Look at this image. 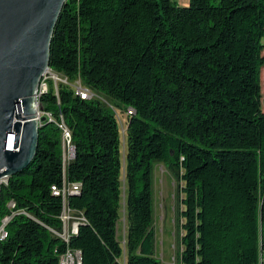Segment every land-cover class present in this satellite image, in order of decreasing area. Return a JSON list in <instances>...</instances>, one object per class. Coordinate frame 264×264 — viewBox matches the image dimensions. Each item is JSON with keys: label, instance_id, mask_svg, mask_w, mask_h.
<instances>
[{"label": "trees", "instance_id": "trees-1", "mask_svg": "<svg viewBox=\"0 0 264 264\" xmlns=\"http://www.w3.org/2000/svg\"><path fill=\"white\" fill-rule=\"evenodd\" d=\"M50 68L133 108L125 177L127 264L155 255L152 172L183 181L182 264H258L264 234V0H66L50 45ZM46 118L34 160L0 184V264H60L68 248L82 264H121L117 236L123 169L118 121L71 85L40 97ZM63 115L75 157L64 170ZM86 221L66 243L64 178ZM260 194L262 203H260ZM15 207L10 208L9 203Z\"/></svg>", "mask_w": 264, "mask_h": 264}, {"label": "water", "instance_id": "water-1", "mask_svg": "<svg viewBox=\"0 0 264 264\" xmlns=\"http://www.w3.org/2000/svg\"><path fill=\"white\" fill-rule=\"evenodd\" d=\"M65 1L0 0V179L7 178L0 184L37 154L42 126L37 94Z\"/></svg>", "mask_w": 264, "mask_h": 264}, {"label": "rangeland", "instance_id": "rangeland-1", "mask_svg": "<svg viewBox=\"0 0 264 264\" xmlns=\"http://www.w3.org/2000/svg\"><path fill=\"white\" fill-rule=\"evenodd\" d=\"M180 5H188L189 1L175 0ZM59 78H49V87L58 90L59 85L63 84V74L53 71ZM60 79V80H59ZM78 79V78H77ZM76 79V80H77ZM76 80L73 83H76ZM262 80V108L264 110V72L261 74ZM82 82V81H81ZM83 84V83H82ZM84 85V84H83ZM101 97L103 104L112 109L118 121L123 169L121 172V187L122 199L120 209V219L117 226V236L123 247V257L120 259L121 264H127L128 249H127V231L128 219L126 211L127 198V181L125 173V153L127 150V125H128V110L122 106H118L110 97L97 92ZM4 178L2 181H6ZM0 179V182H2ZM153 181V227L155 230V255L154 257L160 261V264H182L181 254L184 250L182 244V236L184 234L180 218V211L183 209L182 192L183 181L175 177L162 162H156L152 172Z\"/></svg>", "mask_w": 264, "mask_h": 264}, {"label": "built area", "instance_id": "built-area-1", "mask_svg": "<svg viewBox=\"0 0 264 264\" xmlns=\"http://www.w3.org/2000/svg\"><path fill=\"white\" fill-rule=\"evenodd\" d=\"M51 77L59 78V76L57 74H54L53 70L49 68V70H47L46 77H44L43 81H41L40 88L37 94V97L39 98V107H40V97L42 96V94L47 93L50 90L49 78ZM62 81L64 82V84L71 85L75 93L83 99H96L97 98L99 100H102L101 97L96 92L84 86L80 78L76 80L75 84L72 83L68 79L67 76H64V78H62ZM132 113H135L134 109L128 108V114H132ZM40 117L49 118V117H55V116L51 112L39 110L37 120L40 119ZM56 124L62 130L63 165H64V170H66L67 165L75 157V146L71 145L70 143V136H72V131L65 123L63 115H60V119L56 118ZM78 184L80 183L79 182H69L66 179V175H65L64 183L61 188H57L56 186L52 187L54 194L58 196H62L63 198V208L60 214V219L63 223V228L61 231H57L54 229H51V231L54 235L61 238L66 243L70 242V238L73 235L78 234L79 226L86 221V218L83 212L72 209L68 203L69 190L75 189V187H77ZM260 203H262L261 194H260ZM9 206L10 208L15 207V203L10 202ZM10 219H11L10 216L4 217V220L1 221L0 223V241H1V237H4V232H7L6 225L8 224ZM70 249L71 248H68L65 251V253L60 255V257H64V264H73L72 256H70ZM258 264H264V234L262 232V229L260 231V237H259Z\"/></svg>", "mask_w": 264, "mask_h": 264}, {"label": "bare ground", "instance_id": "bare-ground-1", "mask_svg": "<svg viewBox=\"0 0 264 264\" xmlns=\"http://www.w3.org/2000/svg\"><path fill=\"white\" fill-rule=\"evenodd\" d=\"M46 74H47V71L45 72V74L43 76V79H44V77H46ZM43 79H42V81H43ZM42 118L43 117H40V119H38V122H39L40 125H43V123H44V121L46 120L47 117H45L44 121H43ZM47 119H49V121L53 120L52 117H49ZM70 143H71V145L74 146L72 136H70ZM79 191H80V186L78 184L77 187H75V189L69 190V197L72 196V195L77 194ZM3 220H4V218L1 221H3ZM7 236H8V232H4V237H1V241L6 239ZM70 256H72L73 264H82L81 263V252L80 251L70 250ZM59 262H60V264H64V257H60V261Z\"/></svg>", "mask_w": 264, "mask_h": 264}, {"label": "crops", "instance_id": "crops-1", "mask_svg": "<svg viewBox=\"0 0 264 264\" xmlns=\"http://www.w3.org/2000/svg\"><path fill=\"white\" fill-rule=\"evenodd\" d=\"M187 1H189V0H186V2H187ZM263 72H264V68H263V70H262V73H263ZM262 73H261V74H262Z\"/></svg>", "mask_w": 264, "mask_h": 264}]
</instances>
